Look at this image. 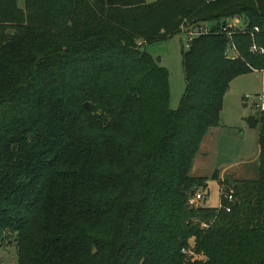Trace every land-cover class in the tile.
I'll return each mask as SVG.
<instances>
[{
    "label": "trees",
    "instance_id": "trees-1",
    "mask_svg": "<svg viewBox=\"0 0 264 264\" xmlns=\"http://www.w3.org/2000/svg\"><path fill=\"white\" fill-rule=\"evenodd\" d=\"M186 20L215 31L183 53L174 111L142 46ZM254 72L264 0H0V248L14 236L18 264H264V111L248 117L258 178L216 171L220 206L191 203L230 83Z\"/></svg>",
    "mask_w": 264,
    "mask_h": 264
},
{
    "label": "rangeland",
    "instance_id": "rangeland-1",
    "mask_svg": "<svg viewBox=\"0 0 264 264\" xmlns=\"http://www.w3.org/2000/svg\"><path fill=\"white\" fill-rule=\"evenodd\" d=\"M25 0H19L21 7ZM158 0H147L154 3ZM236 19L231 20L235 21ZM243 27V22H239ZM189 40L180 33L156 43L143 45L142 50L149 53L154 60L169 73L170 108L178 110L186 92V79L183 69V53L188 51ZM264 94V76L260 72L242 75L234 79L229 86L226 101L222 111V126L213 131L212 142L207 146L206 139L195 161L198 171L192 175L197 178H207V185L200 187L198 192L204 199L194 203L207 208H218L221 203L220 182L212 179L218 171L220 179L230 181L253 180L258 178L257 164L254 161L259 153V127H252L248 117L255 112V104H261ZM211 138V137H210ZM207 150L204 151L207 153ZM203 157V158H202ZM253 162V163H252ZM228 203L226 199L223 204ZM0 248V264H18V247L14 236Z\"/></svg>",
    "mask_w": 264,
    "mask_h": 264
},
{
    "label": "built area",
    "instance_id": "built-area-1",
    "mask_svg": "<svg viewBox=\"0 0 264 264\" xmlns=\"http://www.w3.org/2000/svg\"><path fill=\"white\" fill-rule=\"evenodd\" d=\"M239 24V20H235L232 22H228L226 26H223L221 28L222 32H228L229 30H232L233 28H238ZM214 30V26L210 23H189L186 21H184L182 23V25L180 26V34L185 36L186 38H188L189 40V45L197 38H200L202 36H207L211 33H213ZM229 33V32H228ZM230 35V34H229ZM252 52H258V49L253 46L252 47ZM261 54H263V51H260ZM228 56L231 59H235L237 57V52H236V48L234 46H230L229 50H228ZM264 76V73H263ZM257 110L259 111H264V96L261 97V104H255V106ZM225 198L228 201H233V196L230 194L225 195ZM204 199V195L201 192H198L193 199L191 200V203H197L200 202ZM228 211H230L228 209Z\"/></svg>",
    "mask_w": 264,
    "mask_h": 264
},
{
    "label": "crops",
    "instance_id": "crops-1",
    "mask_svg": "<svg viewBox=\"0 0 264 264\" xmlns=\"http://www.w3.org/2000/svg\"><path fill=\"white\" fill-rule=\"evenodd\" d=\"M262 74H263V73H262ZM255 113H256V112H255ZM255 113H254V114H255ZM215 130H216V129H215ZM213 131H214V130L210 131V132L207 134V136L205 137V139L208 141V142L206 143V150H207V148H208L207 146H210V144H211V142H212L211 139L213 138V137H212ZM210 137H211V138H210ZM203 145H204V144H203ZM203 145H202V147H203ZM201 149H202V148H201ZM258 149H259V148H258ZM206 150H204V151H206ZM204 151H203L204 155L207 156L209 150H207V153H205ZM199 153H201V151H200ZM257 155H258V154H256V156H257ZM197 156H198V155H197ZM202 158H203V157H202ZM198 169H199V166L196 164V161H195V162H194L193 171H198Z\"/></svg>",
    "mask_w": 264,
    "mask_h": 264
},
{
    "label": "water",
    "instance_id": "water-1",
    "mask_svg": "<svg viewBox=\"0 0 264 264\" xmlns=\"http://www.w3.org/2000/svg\"><path fill=\"white\" fill-rule=\"evenodd\" d=\"M89 107H90L89 103H86L85 104V108L86 109H89ZM259 114H260V112H256L254 115H259Z\"/></svg>",
    "mask_w": 264,
    "mask_h": 264
}]
</instances>
